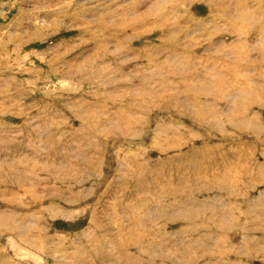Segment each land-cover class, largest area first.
<instances>
[{"label":"rangeland","instance_id":"obj_1","mask_svg":"<svg viewBox=\"0 0 264 264\" xmlns=\"http://www.w3.org/2000/svg\"><path fill=\"white\" fill-rule=\"evenodd\" d=\"M0 264H264V0H0Z\"/></svg>","mask_w":264,"mask_h":264},{"label":"bare ground","instance_id":"obj_2","mask_svg":"<svg viewBox=\"0 0 264 264\" xmlns=\"http://www.w3.org/2000/svg\"><path fill=\"white\" fill-rule=\"evenodd\" d=\"M1 216H3V214H1ZM11 227L12 228H14V229H17V230H20V225H15V224H13V225H11ZM21 231V230H20ZM19 231V232H20ZM2 263H3V261H1Z\"/></svg>","mask_w":264,"mask_h":264}]
</instances>
